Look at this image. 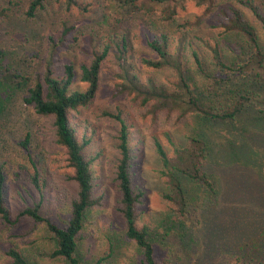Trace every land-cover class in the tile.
Instances as JSON below:
<instances>
[{
    "label": "rangeland",
    "instance_id": "1",
    "mask_svg": "<svg viewBox=\"0 0 264 264\" xmlns=\"http://www.w3.org/2000/svg\"><path fill=\"white\" fill-rule=\"evenodd\" d=\"M31 1L0 0V50L5 53L2 63L9 72L24 79L14 78L13 88L2 93L5 101L0 110V164H5L7 175L6 205L16 221L7 224L0 216V264L11 263L5 255L11 246L32 264H72L53 256L57 244L45 223L26 216L19 218L26 208L40 205L43 217L66 227L71 202L77 197L78 186L68 179L73 171L66 151L57 144L54 117L40 116L24 102L46 69L49 38L64 36L66 28L70 31L65 35V45L59 47L55 56L59 76L64 75L66 64H72L79 82L82 65H89L96 54L109 49L94 102L72 115L79 134L91 139L85 155L94 159V189L96 196L101 197V204L84 219L83 239L77 252L80 262L141 264V251L126 238L124 219L118 211L121 192L115 177L119 124L106 113H116L121 108L134 124L133 181L144 191L139 224L147 225L158 261L234 264L231 256L264 228V72L239 70L238 65L248 60L253 49L240 33H225L219 26L223 20L221 11L240 7L237 0H215L212 4L175 0L179 14L172 20L163 17L161 7L120 17L113 13L114 0H78L85 10L70 6L65 0H47L45 8L30 18L26 10ZM258 1L264 5V0ZM242 11L256 27L264 54L263 26L250 11ZM162 35L168 36L171 43L185 36L186 79L193 98L204 111L225 115L235 110L240 97L248 98L235 118L212 119L200 112H189L176 120L179 113L168 115L169 118L166 112L154 115L152 105H142L135 95L115 94V54L123 41L128 43L144 79L151 77L165 88H174L172 70L140 65L143 57L152 55L147 38ZM204 41L220 46L228 68L215 63ZM190 43L201 56L203 70L195 63ZM17 81L23 82L17 85ZM28 135L25 149L22 143ZM167 135L180 147L186 146L190 137L201 139L208 147L209 160L203 169L213 183L212 192L177 175L190 211L185 217L163 198L170 190L154 138L173 156ZM31 158L46 162L45 169H40L41 192L29 182Z\"/></svg>",
    "mask_w": 264,
    "mask_h": 264
},
{
    "label": "trees",
    "instance_id": "2",
    "mask_svg": "<svg viewBox=\"0 0 264 264\" xmlns=\"http://www.w3.org/2000/svg\"><path fill=\"white\" fill-rule=\"evenodd\" d=\"M47 0H32L28 4L26 16L36 17L39 10L45 8ZM68 5L76 6L85 10L78 0H65ZM200 3H214L215 0H198ZM240 7H230L228 10H222L223 17L220 28L225 33L238 32L247 39V43L252 47L253 52L247 61L238 66L242 72H264V54L262 52L258 31L253 23L245 16L242 8L247 9L264 28V5L258 0H237ZM113 13L128 18L137 13L153 12L161 7L163 17L166 20H172L178 15L175 0H114ZM66 28L65 35L69 33ZM65 35L58 39L53 36L49 38L50 47L47 55L46 69L32 88L24 102L33 107L35 112L44 117H54V126L57 137V144L66 151L68 162L72 168V179L78 186L77 197L71 202V213L68 225L61 227L53 221L43 217L40 213V205L28 207L23 210L22 216L30 217L35 222L45 223L53 234L57 248L53 256L69 261L72 264H82L77 257L79 241L83 239L84 219L87 213L94 207L101 204V197L95 194L94 172L92 162L85 155V149L90 144L91 139H86L85 134L80 135L78 128L73 122V113L82 108L90 106L99 91L102 65L108 56L109 49L106 48L103 54H96L89 65H82L80 70L79 82H77V72L72 64L64 66V75L59 76L55 68V56L59 47L65 45ZM185 36L170 42L169 37L162 35L160 37L147 38L146 45L152 53L151 56L143 57L140 65L148 69H170L175 73L173 80V89H168L157 83L153 78L144 79L139 69L132 59L128 50V43L123 41L115 54L118 72L116 76L117 86L115 94L135 95L144 106L152 105L154 115L166 112V116L173 113H179L176 120L182 119L189 112H200L210 116L212 119L221 117L235 118L241 112L248 100L247 97H240L233 112L225 115L211 114L204 111L197 101L193 98L190 86L186 79V53ZM205 46L211 51L215 63L222 68H228L224 61L222 50L217 43L204 41ZM191 54L199 69L203 70L201 56L192 43H190ZM5 53L0 50V110L4 104L2 95L8 93L14 84V78L17 76L4 68L3 59ZM22 78V77H17ZM24 81V79L22 78ZM23 81H17L19 85ZM79 83V84H77ZM83 84L84 87H83ZM119 124L117 133V148L119 157L117 159V172L115 180L118 183L121 192L120 206L118 211L124 219L126 238L133 242L141 251V264H161L158 261L156 249L149 239L147 225H140L139 205L142 203L144 191L137 187L133 181L132 172V128L133 122L124 115L121 108L116 113L107 112ZM169 118V117H168ZM168 136L170 146L173 149V156L169 155L164 144L157 138H154L156 152L164 166L162 174L167 178V186L170 191L163 194L164 200L172 202L179 214L185 217L188 214V202L184 193V187L177 175L185 176L193 182H196L206 191L214 190L213 183L204 171V166L208 162V147L201 139L190 137L186 146H178L172 138ZM29 135L26 141L22 143L25 149L28 148ZM32 173L29 180L38 191L41 192V171L45 169V160L42 162L31 158ZM22 168H25L22 167ZM5 164H0V216L7 224H13L10 209L6 205L7 193V175L4 171ZM45 171V170H44ZM190 212V211H189ZM18 220V219H17ZM5 255L9 258V264H32L24 255L11 246L6 250ZM234 264H264V228L260 233L248 238L245 243L231 256Z\"/></svg>",
    "mask_w": 264,
    "mask_h": 264
}]
</instances>
